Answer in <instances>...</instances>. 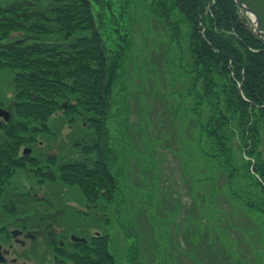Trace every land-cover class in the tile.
Wrapping results in <instances>:
<instances>
[{
	"label": "trees",
	"instance_id": "1",
	"mask_svg": "<svg viewBox=\"0 0 264 264\" xmlns=\"http://www.w3.org/2000/svg\"><path fill=\"white\" fill-rule=\"evenodd\" d=\"M132 3H122L115 12V5L108 0H0V70H9L14 90L8 108L12 117L0 128V167L9 159L5 153L15 144L21 147L33 142L39 133L56 132L66 122H82L86 126L77 127L78 137L71 145L78 153L71 158L77 163L73 166L77 170L75 182L90 203L99 199L103 189L104 202L115 200L117 183L111 168L117 150L106 128L114 118L107 92L112 82L120 81L118 86L127 93L121 71L131 52H136ZM149 12L166 25L174 43H178L181 19L190 30V73L194 74L192 80L198 81L194 85L199 86L190 88L195 104L187 109L201 115L198 103L204 98L211 101L212 109L205 122L199 121V135L214 143L202 156L210 163L216 161L234 177V157L224 131L230 120L239 119L243 151L253 167L249 176L264 192L259 152L260 122L264 121V41L252 32L235 0H153ZM14 32L22 35L10 38ZM168 62L167 58L164 64ZM31 71L40 78L29 76ZM218 77L225 79L221 88ZM65 101L69 104L62 111ZM71 169H67L66 179L72 176ZM83 175L86 180L81 181ZM233 194L264 216V198L256 202L239 190ZM191 201H186V211L192 209ZM201 221L198 228L204 224L218 233L208 218ZM191 225L195 226L189 222L186 228ZM213 243L226 248L219 237Z\"/></svg>",
	"mask_w": 264,
	"mask_h": 264
},
{
	"label": "rangeland",
	"instance_id": "2",
	"mask_svg": "<svg viewBox=\"0 0 264 264\" xmlns=\"http://www.w3.org/2000/svg\"><path fill=\"white\" fill-rule=\"evenodd\" d=\"M108 1L118 12V7L129 0ZM132 1L136 52H131L121 71L127 93L118 86L120 81L112 82L107 92L108 98H112L114 118L107 122L106 128L117 150L112 173L125 197L120 213L104 215L108 217L109 240L124 254L119 257V263L264 264V216L249 209L233 194L239 190L256 202L264 198L262 189L249 176L253 167L243 151L240 120H230L224 131L234 157L232 168L236 172L230 178L216 161L210 163L202 156L206 148H214V143L202 138L198 129L201 122L212 115L211 101L204 98L198 103L201 115L187 109L195 104L190 88L199 86L194 85L198 81L195 83L194 74L190 73V30L181 19L178 43H174L166 25L149 12L153 0ZM242 1L257 11L264 23V0ZM167 58L169 62L164 64ZM218 79L221 88L225 79ZM11 82L9 70L1 69L0 99L8 100L12 93ZM260 127L259 152L264 167V121L260 122ZM64 130L67 131L66 124ZM52 150L48 144L45 151ZM65 186L61 180L47 185L51 195L47 193L46 198L54 199L52 209L65 200L60 196ZM36 188V193H42L40 186ZM188 199H192L193 207L186 211ZM45 204L38 203L34 209L48 212ZM34 209L27 203V212ZM205 218L218 233L204 224L198 228L196 224ZM189 222L195 226L186 228ZM103 223L99 219L92 221L93 226H103ZM121 225L128 227L130 238L125 239ZM139 237L142 248L137 252L133 240ZM218 237L226 248L213 243ZM150 240L151 260L145 255L150 251ZM128 248L130 254L126 259ZM112 254L117 261L118 254Z\"/></svg>",
	"mask_w": 264,
	"mask_h": 264
},
{
	"label": "flooded vegetation",
	"instance_id": "3",
	"mask_svg": "<svg viewBox=\"0 0 264 264\" xmlns=\"http://www.w3.org/2000/svg\"><path fill=\"white\" fill-rule=\"evenodd\" d=\"M5 123L0 117V128ZM65 138L68 141V136ZM20 150L15 144L5 153L9 159L0 167V264H112L108 241L102 238V230L92 225L104 208L90 207L82 190L70 180L60 191L66 201L60 202L58 210L27 216L26 202L53 201L46 198L47 193L51 195L47 185L63 182L59 175L66 174L68 168L77 174L73 169L77 163L22 165L53 158L57 153L47 154L43 147L35 149L32 155H22ZM82 179L86 180V176ZM39 186L42 193H36ZM116 194L119 195L117 188Z\"/></svg>",
	"mask_w": 264,
	"mask_h": 264
},
{
	"label": "water",
	"instance_id": "4",
	"mask_svg": "<svg viewBox=\"0 0 264 264\" xmlns=\"http://www.w3.org/2000/svg\"><path fill=\"white\" fill-rule=\"evenodd\" d=\"M236 3L237 5L244 9V10H247V12L249 14H251L252 17H254V22L256 23L255 26V30L254 32L258 33V34H261L263 37H264V32H261L260 31V27H261V21H260V18H259V15L255 12V10H252L248 7H246L242 2L241 0H236ZM32 76H35V77H38V75L34 74V73H31ZM240 89V88H239ZM240 92H242V89H240ZM0 114L4 115L6 119H8V114L5 113L4 111H0Z\"/></svg>",
	"mask_w": 264,
	"mask_h": 264
}]
</instances>
